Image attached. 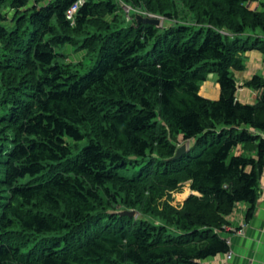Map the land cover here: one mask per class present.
I'll return each instance as SVG.
<instances>
[{
	"label": "trees",
	"instance_id": "1",
	"mask_svg": "<svg viewBox=\"0 0 264 264\" xmlns=\"http://www.w3.org/2000/svg\"><path fill=\"white\" fill-rule=\"evenodd\" d=\"M0 0V264H203L229 252L238 203L251 218L264 167L235 153L264 129V77L254 105L236 98L243 53H264V5L251 0H122L173 20L123 24L118 0ZM86 51L66 63L60 51ZM65 58V59H64ZM217 74L221 94L200 89ZM164 121V124H163ZM170 134L193 140L178 147ZM157 153L159 156L154 157ZM183 182L194 192L152 213ZM172 228V229H171Z\"/></svg>",
	"mask_w": 264,
	"mask_h": 264
},
{
	"label": "crops",
	"instance_id": "2",
	"mask_svg": "<svg viewBox=\"0 0 264 264\" xmlns=\"http://www.w3.org/2000/svg\"><path fill=\"white\" fill-rule=\"evenodd\" d=\"M264 0H251L248 6L253 10H262ZM264 39V33L258 32ZM244 69L234 70L238 89L236 98L242 104L254 105L258 102L262 90L246 86L254 76L264 77V53L259 49H251L243 53ZM200 93L203 97L217 100L221 90L217 82V74L210 73L207 80L202 83ZM256 139L244 142L235 148V153L248 157L258 158L259 143L264 140L263 130H251ZM190 194L194 193L190 188ZM189 194V195H190ZM250 204L246 202L238 203L233 213L226 217L227 225L224 230V237L227 239L231 254L227 258L226 254H220L208 258L203 264H264V167L259 178L258 199L251 218H247V211ZM243 227L244 232L238 233L235 229Z\"/></svg>",
	"mask_w": 264,
	"mask_h": 264
},
{
	"label": "rangeland",
	"instance_id": "3",
	"mask_svg": "<svg viewBox=\"0 0 264 264\" xmlns=\"http://www.w3.org/2000/svg\"><path fill=\"white\" fill-rule=\"evenodd\" d=\"M120 5L123 7V10H119L118 11V16H120L121 20H123V24H128L129 22L134 20V16H136V14H142L143 16H150V17H154V18H160L162 20L161 26L162 28H167L170 26H173L175 24L178 23H192L194 20V16L192 13H190L189 10H187L183 5L179 4V14L178 16H176L173 20H167V18L165 16H162L160 14H153L150 13L149 11L143 9V8H139V7H133L132 5L126 4L124 1L122 0H118ZM258 32H263V30H259ZM60 51L64 54V56L66 57L65 61L66 63H74L77 64L79 62L84 61L85 64L87 61L85 54L86 51H80L77 50L75 51L74 48H72L71 45L62 47L60 49ZM164 124V121H163ZM168 130V140L171 142V144L176 145L178 148L180 146H182L183 144L187 143L188 146H191L193 144V140H189V141H184L183 137L180 135H176V134H170L169 133V128H167ZM154 157L159 156L157 153L153 154ZM189 183L188 182H183L182 185L180 186V188L176 191H171L168 192L166 194V196L164 198H162L158 203H155V210H156V214L155 211L152 210V213H143L140 209V207L137 208H129L127 210L132 211L135 210L137 211V215L139 217H144L147 218L148 220H150L152 223H154L155 225H163L165 222L161 219L160 215H159V211H163L166 210V204H171L175 207H181L182 204L184 203V201L189 197L190 194V189H189ZM172 229V228H171Z\"/></svg>",
	"mask_w": 264,
	"mask_h": 264
},
{
	"label": "water",
	"instance_id": "4",
	"mask_svg": "<svg viewBox=\"0 0 264 264\" xmlns=\"http://www.w3.org/2000/svg\"><path fill=\"white\" fill-rule=\"evenodd\" d=\"M136 20H137L138 25H140L141 23H146V24H153L159 27L161 26V23H162V20L160 18L143 16L142 14H136ZM188 149H189L188 144L187 143L183 144L177 149V153L173 159L181 158L188 151ZM115 213H118L120 215H128V216L135 217L138 212L135 210H132V211L121 210V211H116Z\"/></svg>",
	"mask_w": 264,
	"mask_h": 264
},
{
	"label": "built area",
	"instance_id": "5",
	"mask_svg": "<svg viewBox=\"0 0 264 264\" xmlns=\"http://www.w3.org/2000/svg\"><path fill=\"white\" fill-rule=\"evenodd\" d=\"M85 2V0H79L75 5H73L69 11L67 12V18L69 20H71L72 22H74L75 20V16H76V13H77V10L79 8L80 5H82L83 3ZM244 228L241 227L239 229H235L238 233L242 234L244 232L243 230ZM231 257V254L230 253H227V258H230Z\"/></svg>",
	"mask_w": 264,
	"mask_h": 264
}]
</instances>
